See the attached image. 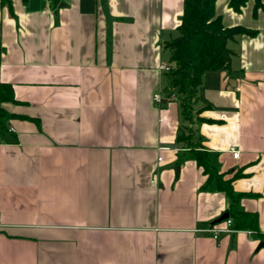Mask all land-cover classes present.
Here are the masks:
<instances>
[{
	"label": "crops",
	"instance_id": "0c3cea01",
	"mask_svg": "<svg viewBox=\"0 0 264 264\" xmlns=\"http://www.w3.org/2000/svg\"><path fill=\"white\" fill-rule=\"evenodd\" d=\"M184 1L0 0V85L15 96L1 105L0 264H264V239L233 219L208 232L232 209L264 235V10L217 0L226 28L257 35L229 43L231 72H209L197 104L202 148L240 175L232 205L196 161L177 165L183 120L160 67Z\"/></svg>",
	"mask_w": 264,
	"mask_h": 264
},
{
	"label": "trees",
	"instance_id": "16d2710c",
	"mask_svg": "<svg viewBox=\"0 0 264 264\" xmlns=\"http://www.w3.org/2000/svg\"><path fill=\"white\" fill-rule=\"evenodd\" d=\"M250 0H230V7L237 13L242 12ZM3 6L12 10L11 0H1ZM217 0H185L182 23L178 28L179 35L165 44L169 50V70L165 72L169 80L168 87L163 91L167 98L174 97L180 105L183 125L179 127L176 144L181 152L177 165L186 160H194L204 169L208 176L207 188L216 185L219 191L227 194L234 205L242 195L236 194L232 183L240 175L225 180L219 168L213 163L209 152L201 146L197 136V125L203 121L199 117L201 109L197 110L205 77L209 72H231L234 51L229 47L230 42L238 37L256 36L257 31L245 27L226 28L223 20L216 14ZM254 14L264 10L262 0H255ZM2 48L0 44V58ZM1 60V59H0ZM4 102H15L13 89L10 85H0V132L6 129V123L12 119L2 107ZM206 108H209L206 106ZM230 218L235 221V230H244L260 234L259 218L255 213L228 211Z\"/></svg>",
	"mask_w": 264,
	"mask_h": 264
},
{
	"label": "built area",
	"instance_id": "2783aa9c",
	"mask_svg": "<svg viewBox=\"0 0 264 264\" xmlns=\"http://www.w3.org/2000/svg\"><path fill=\"white\" fill-rule=\"evenodd\" d=\"M160 69L165 70L167 72L170 68H169V65L162 64ZM154 99H155V102H157V103L162 102V98H161L160 94L155 95ZM233 155L235 158H237L239 155V152L238 151L233 152ZM159 161H162V158H159ZM224 224L226 226L225 228H220L219 226H214V227H211L210 229H208V232L214 234V236L217 237V235L219 233H223V232L229 233L230 231H234V229L232 228L234 225V221L232 219H227L226 221H224ZM2 227H3V218H2V215L0 214V230Z\"/></svg>",
	"mask_w": 264,
	"mask_h": 264
},
{
	"label": "water",
	"instance_id": "95a60500",
	"mask_svg": "<svg viewBox=\"0 0 264 264\" xmlns=\"http://www.w3.org/2000/svg\"><path fill=\"white\" fill-rule=\"evenodd\" d=\"M229 217H230L229 213H225V214H223V215L221 216V218H218L217 220H215V221L213 222V226H214V225H218V224H220V223L226 221L227 219H229ZM261 247H264V243H262V244L260 245V248H261Z\"/></svg>",
	"mask_w": 264,
	"mask_h": 264
},
{
	"label": "rangeland",
	"instance_id": "374dc122",
	"mask_svg": "<svg viewBox=\"0 0 264 264\" xmlns=\"http://www.w3.org/2000/svg\"><path fill=\"white\" fill-rule=\"evenodd\" d=\"M197 110H199L197 107H196Z\"/></svg>",
	"mask_w": 264,
	"mask_h": 264
}]
</instances>
